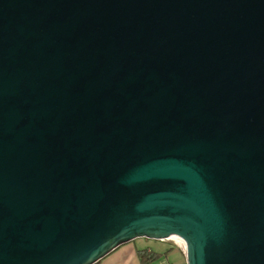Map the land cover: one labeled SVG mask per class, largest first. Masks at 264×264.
<instances>
[{
  "label": "water",
  "instance_id": "1",
  "mask_svg": "<svg viewBox=\"0 0 264 264\" xmlns=\"http://www.w3.org/2000/svg\"><path fill=\"white\" fill-rule=\"evenodd\" d=\"M170 234L264 264V0H0V264Z\"/></svg>",
  "mask_w": 264,
  "mask_h": 264
},
{
  "label": "crops",
  "instance_id": "2",
  "mask_svg": "<svg viewBox=\"0 0 264 264\" xmlns=\"http://www.w3.org/2000/svg\"><path fill=\"white\" fill-rule=\"evenodd\" d=\"M166 240H168V239H166V238L157 239L158 244H150L147 242H142V243L138 244V243L133 242V244H131L132 248H130V249L122 248V247H128L130 241H128V242L126 241V242L121 243L118 246L114 247L112 249V252L116 251L118 249H121V248L123 249L122 251H125V249H127L129 251V256L128 257L123 256L122 260L119 261V264H140V257L138 255V251L144 257L150 253L154 254L153 258L148 260L145 264H172L171 258H173L172 261H175L178 264H185V257H184V254H183L181 247L178 246L177 244H175L174 242H173L174 244L170 243V242H166ZM125 245H127V246H125ZM170 251H172V252H170ZM99 260L100 259H98L96 261V263Z\"/></svg>",
  "mask_w": 264,
  "mask_h": 264
},
{
  "label": "rangeland",
  "instance_id": "3",
  "mask_svg": "<svg viewBox=\"0 0 264 264\" xmlns=\"http://www.w3.org/2000/svg\"><path fill=\"white\" fill-rule=\"evenodd\" d=\"M129 241H130V243H129L128 247H122V248H128V249L132 248L131 244H133V242L138 243V244H140L142 242H147L150 244H158L157 239H151V238H146V237H135ZM166 242L173 243L170 239L166 240ZM125 246H127V245H125ZM122 248L118 249L116 251H113V252H112V250L109 251L108 254L106 253L107 255L106 254L103 255L101 258H99L100 260L97 263L95 262L93 264H119V261L122 260L123 256H126V257L129 256V251L127 249H125V251H122L123 250ZM170 252H172V251H170ZM171 259L173 260V258H171ZM172 260H171L172 264H178L177 262L172 261Z\"/></svg>",
  "mask_w": 264,
  "mask_h": 264
},
{
  "label": "trees",
  "instance_id": "4",
  "mask_svg": "<svg viewBox=\"0 0 264 264\" xmlns=\"http://www.w3.org/2000/svg\"><path fill=\"white\" fill-rule=\"evenodd\" d=\"M138 255L140 257V264H145L148 260H150L151 258H153L154 254L150 253L147 256H142L141 253L138 251Z\"/></svg>",
  "mask_w": 264,
  "mask_h": 264
},
{
  "label": "bare ground",
  "instance_id": "5",
  "mask_svg": "<svg viewBox=\"0 0 264 264\" xmlns=\"http://www.w3.org/2000/svg\"><path fill=\"white\" fill-rule=\"evenodd\" d=\"M166 239H170V240H172L173 242H175V243H177V244L180 245V239H179L176 235H174V234H170V235H168V236L166 237ZM180 247H181V245H180Z\"/></svg>",
  "mask_w": 264,
  "mask_h": 264
},
{
  "label": "built area",
  "instance_id": "6",
  "mask_svg": "<svg viewBox=\"0 0 264 264\" xmlns=\"http://www.w3.org/2000/svg\"><path fill=\"white\" fill-rule=\"evenodd\" d=\"M172 241V240H171ZM173 242V241H172ZM175 243V242H174ZM175 244H177V243H175ZM178 246H180L179 244H177Z\"/></svg>",
  "mask_w": 264,
  "mask_h": 264
}]
</instances>
